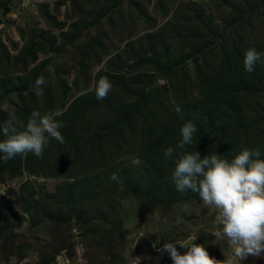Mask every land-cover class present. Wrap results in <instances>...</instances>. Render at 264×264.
<instances>
[{"label": "rangeland", "instance_id": "1", "mask_svg": "<svg viewBox=\"0 0 264 264\" xmlns=\"http://www.w3.org/2000/svg\"><path fill=\"white\" fill-rule=\"evenodd\" d=\"M7 1L0 0V95L6 93L4 77L25 76L31 77L29 84L39 95L45 88L58 93L63 78L72 86L69 102L83 95L96 98L79 128L58 119L64 108L57 106L31 132L17 135L23 170L11 177L0 165V264H264V164L254 165L235 180L223 176L202 203H179L167 210L156 206L145 211L143 195L132 189H140L142 194L145 180L132 185L129 195L125 192L133 178L143 177L135 175L144 166V159L137 156L119 168L110 162L97 163L88 137L104 116L115 125L120 110L128 112L139 104L146 87L156 78L161 80L157 85L164 86L146 98L147 102L152 109L164 112L163 117L178 115L182 100L175 86L185 73L194 77L195 68L189 65L170 78H162L157 66L192 54L201 38L205 44L215 43V51L224 38L239 35L264 47V0H14L10 11L4 13ZM102 7L106 15L99 13ZM96 12L99 18L94 21ZM197 12L201 27L197 23L181 25ZM53 17L64 25H55ZM168 19L179 24L183 36L189 32L193 42L175 43L174 38L165 40L164 46L160 40L173 36L166 25ZM75 20L82 21H78L80 39L53 51L51 47L62 41L61 32H67ZM32 46L34 57L28 55ZM156 54L160 61L156 62ZM24 56L28 57L22 63ZM259 56L257 65L264 61L263 50ZM150 77L153 80L147 84ZM77 78L81 84L74 87ZM18 100L11 94L0 106L10 113L15 107L12 103ZM258 103L264 117V97L238 102L244 125L257 121ZM111 112L115 117L109 118ZM141 120H136L138 126ZM121 128L133 134L131 127ZM259 130L257 121L250 133L258 134ZM255 140L251 137L249 143L255 144ZM253 151L247 147L242 150L237 166L243 160L248 163ZM113 168L129 171L125 185L113 195L122 214L119 222L115 220L119 229L111 235L98 232L107 225L95 219L96 234L80 235L83 230L76 218H69L70 213H86L88 217L93 213L79 197L69 206L67 199L74 194L70 183L97 175L101 178L98 188L105 190L115 176ZM65 190L69 196L65 197ZM108 240L110 255L103 246ZM23 244L26 250L20 259L19 245ZM71 244L74 248L68 252ZM60 255L64 262L59 261Z\"/></svg>", "mask_w": 264, "mask_h": 264}, {"label": "trees", "instance_id": "2", "mask_svg": "<svg viewBox=\"0 0 264 264\" xmlns=\"http://www.w3.org/2000/svg\"><path fill=\"white\" fill-rule=\"evenodd\" d=\"M13 3L14 0H8L4 4L3 12L10 11V5ZM106 11L102 7L99 13L106 15ZM99 13L96 12L93 16L94 21L98 20ZM201 19L197 12L187 16L186 21L183 20L181 25L197 23L201 27ZM78 21L81 20H75L67 32H61L62 41L57 44L56 48L51 47L53 51L59 52L62 47H65V43L80 39L81 30L78 29ZM53 23L58 27L64 25L55 17H53ZM166 23L168 30L173 31V36L160 40L164 46L167 44L165 40L174 38L178 41L175 43H182V40L187 43L193 42V39L189 37V32L186 36L181 34L179 24H175V20L168 19ZM182 28L187 29V26ZM244 36L239 35L229 40L227 37L224 38V44L216 51L215 43L205 44L201 38L192 54H186L167 66L162 64L157 66V71H160L162 78H170L185 70L189 65L195 68L194 77L185 73V77L175 86L179 91V99L182 100L178 115L163 117L164 112L152 109L146 98L158 92V88H163L164 84L151 87L150 82L153 78L150 77L147 80V84H150L146 87V92L142 95L139 104L132 105L128 112L121 109L115 125L106 122L104 116L98 127L88 135L93 150L97 154L94 159L97 163L110 162L113 167L118 166L119 168L126 164L124 161L137 156L144 159L143 168H138L135 175L139 178L142 175L143 177L137 181L133 178L134 184L132 181L127 187L128 191L125 190V192L129 195L132 185L135 186L141 179L142 183L145 180L146 190L142 191V194L140 189L132 188L139 195H143L141 198L145 211L156 206L167 210L174 204L202 203L213 185L218 183L223 176L229 180H235L240 174L250 171L254 165L264 164L262 106L260 103L257 104L260 116L255 118L261 130L258 134H251L250 131L257 121L244 125L240 120L241 113L238 105L240 100L247 103L252 98L264 97V82H260L264 78V61L256 64L260 57L259 52L264 51V47L259 43L249 41L247 36L246 38ZM33 48L34 46L29 49L30 57H34ZM27 57H22L21 62H26ZM160 59L161 57L158 56L156 62ZM141 64L142 62L137 63L138 67ZM10 77L3 78L6 80L3 81L6 93L0 95V101L9 98L11 94L17 95L19 100L12 103L15 107L10 113L0 106V165L8 171L11 177H14L23 170L20 156L23 150L18 145V134L31 132L35 125H40L45 117L57 109V106L64 108V112L58 119L64 121V124L73 123L76 128H79L90 112L96 97L94 95L89 98L83 95L69 102L72 86L63 78L57 86L58 93L53 94L45 88L39 95L29 84L31 77ZM80 84L81 81L77 78L72 85L78 87ZM135 95L139 93L136 92ZM104 108L108 109L107 104ZM160 114L162 116L158 117ZM113 117L115 114L111 112L109 118ZM138 117L142 118L140 126L136 121ZM132 120L134 121L131 122ZM121 126L131 127L133 134L128 135ZM251 137L256 138L255 144L249 143ZM246 147L254 149L251 154L252 159L248 163L242 159L243 163L237 166L239 153ZM16 156L18 159L14 161ZM113 170L115 176L113 175L111 186L105 190L98 188L101 178L97 175L87 176L80 181L74 180L70 183L72 187L69 188H72L74 194H72L73 198L67 199L70 202L69 206L77 202L74 198L79 197L84 199L87 208L89 207L90 212L93 213L92 217H88L84 212L83 216L76 215L75 212L70 213L69 218H76L83 230L80 235L96 234L95 219L98 220L97 223L107 225V229L101 228L98 232L104 231L111 235L112 231L119 229L117 222L121 220L122 214L118 212L119 203L113 195L123 188L126 182L124 178L127 177L129 171L122 172L115 168ZM65 194V197L69 196L70 192L65 190ZM6 221L7 219H3L4 223ZM103 246L105 254L110 255L109 240ZM19 247V251L23 252L21 254L18 251L21 259L25 254L26 246L23 244ZM73 248L71 244L66 249L70 252Z\"/></svg>", "mask_w": 264, "mask_h": 264}, {"label": "water", "instance_id": "3", "mask_svg": "<svg viewBox=\"0 0 264 264\" xmlns=\"http://www.w3.org/2000/svg\"><path fill=\"white\" fill-rule=\"evenodd\" d=\"M160 82H161L160 78H156V79L152 82V84H151L150 86L153 87L154 85H157V83H160ZM59 261H60V262H64V261H65V258H64L63 255H60V256H59Z\"/></svg>", "mask_w": 264, "mask_h": 264}]
</instances>
